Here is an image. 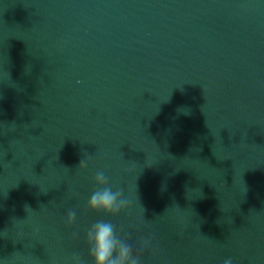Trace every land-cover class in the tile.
<instances>
[{"label":"clouds","instance_id":"9594fccd","mask_svg":"<svg viewBox=\"0 0 264 264\" xmlns=\"http://www.w3.org/2000/svg\"><path fill=\"white\" fill-rule=\"evenodd\" d=\"M88 161L82 159L80 169L87 168ZM97 190L93 191L87 202V210L103 213L105 216L116 217L129 207V201L124 195L123 188L109 185V177L104 170H98L94 176ZM76 221V211L69 210L66 223L71 226ZM88 256L92 264H141V256L134 253L133 246L122 238L111 220H96L86 232ZM145 242L144 247H147ZM76 264H83L80 256L75 255ZM224 264H232L226 259Z\"/></svg>","mask_w":264,"mask_h":264}]
</instances>
